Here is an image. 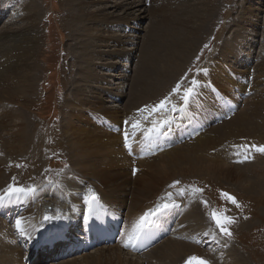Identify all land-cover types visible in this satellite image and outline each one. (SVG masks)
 Returning a JSON list of instances; mask_svg holds the SVG:
<instances>
[{
  "label": "bare ground",
  "instance_id": "obj_1",
  "mask_svg": "<svg viewBox=\"0 0 264 264\" xmlns=\"http://www.w3.org/2000/svg\"><path fill=\"white\" fill-rule=\"evenodd\" d=\"M171 1L178 2L179 0H156L155 8L153 7L149 10L150 15H148L151 16V23L147 26L148 35L142 36L145 40L141 44L139 60L136 64H132L135 72L131 78H126L125 73L119 77L124 82L128 80L130 83L128 84L130 86L128 93L125 95L128 100L125 101L124 105L119 104L121 100L118 102V97L121 99L123 97L119 94L120 88L118 86L121 80L116 79V74H109L110 69L115 70L117 63L104 62L100 58L103 55H107L122 60L127 56L128 61L130 59L133 61L135 58L133 50L137 49L132 48V51L129 52L125 49L121 51H95L96 57H94L93 52L89 48L95 41L103 43L104 48L110 47L105 42L106 38L95 34L99 32L100 25L103 29L109 28L113 24L121 25L120 29L122 32L125 31V28L130 30L128 25H132V29L137 32L139 29L135 25H139L137 22L146 18V13H148L146 5L151 4V0H121L116 3L112 2L108 6L106 4L107 1L106 5H101L99 0H72L68 2V4L75 5L78 12H80L75 18L73 31L76 34L73 32L72 38L79 37L81 40L77 44L75 43V48L78 52V55L75 56H77L76 61L79 60V68L78 70L76 69L77 76L73 83L72 97L67 101L71 109L70 118H73L76 123H70L68 132L66 131L65 133H68L67 143L69 150L73 153L72 167H85L88 171L84 173L82 169L81 171L77 169L81 174L74 170L65 171L66 174L63 179L68 183H64L65 185L63 186L59 181H51V183L38 186L36 189V191L40 192L38 198L32 199V197H29L28 205L30 207L20 216L25 232L36 229L45 220V216H63L67 213L69 207L76 209L80 203V197L89 194V188L93 189L111 212H119L122 208L126 210L123 228L129 229L141 215L161 203L162 198L167 199V193L172 194L174 201L182 199L178 196V193H172L167 188L153 190L152 186L147 188L142 186L153 175L158 174V169L170 177L181 176L188 178V175L196 173L213 176L215 180H221L230 185L233 184L245 193L251 194L258 191V194L264 197V180L250 179L241 171V167L245 165L250 164V166H253L254 163L264 165V153L256 152L250 147L251 145H264V107L260 99L261 91L256 93L255 97L249 98L247 101L245 99L246 103L243 104L246 108L253 101L258 100L257 103L260 102V105H257V103L253 105V102L252 106H249L250 109L248 108L246 111L243 109L245 112L243 111L242 113H239L240 109H237L231 116L219 97V94H222L231 105H235L238 98L233 95L232 90H235L237 94H243L244 91L241 89L244 87L242 85L246 86L245 81H248V91L257 92L258 84L262 83L256 73L260 67H256L254 71L252 70L253 73L250 72L249 60L251 59V50L254 51L253 33L247 34L246 28L241 27V22H237V30L233 37L222 42L219 50H214L213 48V52L216 54L212 57V61L206 64L207 66L202 65L197 69L196 75L194 74L195 77L191 78L190 81L195 79L198 83L195 86L194 96L185 105L182 100L183 90L173 93L171 89L186 74L188 71L186 69L191 66V64L190 66L188 64L191 60L193 62L197 48L207 32L210 22L213 21L217 8L211 3L213 0L179 3L178 9L169 5ZM11 3L14 2L12 1ZM90 4H93L91 6L98 4L103 7L95 12H85L84 9ZM172 5L174 6V2ZM9 8V1L2 5L0 4V16ZM21 8L26 10V14L27 12L29 13V16L22 19L25 24L14 29H6V27L4 28L5 30L0 32V80L15 81L23 88L24 92H27L32 88L30 84L35 81L33 72L36 66L32 59L34 56L37 57L35 33L37 17L39 16L37 11L39 9L35 6L34 1L24 3ZM107 9L113 12L111 14L106 13ZM118 9L121 15H113L115 10ZM85 20L88 21L86 26ZM82 30L86 32L85 36L81 33L79 35ZM133 30L131 31L133 32ZM117 35L110 37L116 47H120L124 43L127 44L125 37H118ZM238 39L243 40L244 48L242 47L244 46L243 43L238 46L240 44H237ZM130 41L128 44L134 47V43ZM249 49L250 53L248 54ZM73 52L76 54L75 50ZM96 61L97 63L100 61L99 66ZM263 62L262 60L260 63H262L261 67L264 69ZM97 66L104 68L102 70L105 72L98 73L95 70ZM235 67L241 71L239 70V73H235L233 69ZM126 71L127 69L124 70V72ZM85 87H90L91 89L88 92L91 93L90 99H85L84 97V99H79V97L84 96ZM165 94L168 95L165 96ZM104 97L108 99H104ZM165 97H169L165 107L167 109L166 112L160 110L150 114L149 112L140 111L145 106L149 109L152 108ZM109 99L114 102L108 104V102H111ZM172 105H176V111L172 110ZM182 106L185 107L189 118L197 114V116H200L199 121L211 123L207 130L198 133L193 140L175 145L169 151L163 152L155 156V158L138 160L137 170H134L135 174L132 171L131 159L126 157L120 148V136L106 132L100 125L102 118H104L103 123L105 124H117L124 119L127 122V129L124 132L133 134L135 129L151 127L156 121L163 119L176 121ZM221 117L224 119L229 118L218 121ZM15 120L19 121L18 127L16 132L8 133L10 139L3 143L4 148L8 149L7 153L9 152V155L11 153L20 154L21 157H25V154H30L29 156H31L30 152L33 150L32 156L25 161L30 162L29 165L34 167L35 170L40 169L39 158L41 154L37 148L39 147V141L35 140L34 134H32L35 131L41 132L39 125L36 123L33 125L29 124L25 122L26 119L22 113H14L3 107L0 109V132H8V122L14 123ZM137 121L140 122L139 127L134 128L133 124ZM220 121L222 122L219 123ZM28 128L30 132L27 130ZM33 143L35 144L33 145ZM245 146L248 147L246 148ZM1 147L3 151L0 156L5 152L3 146ZM237 152L240 155H236L235 153ZM244 155H248L249 159L247 161L244 160L242 163L237 162L238 160H243ZM225 161H230L231 166L227 167V162ZM4 162L1 163L0 161V196L5 195L4 190L11 184V181L5 183L6 172L8 171L7 163L9 164V161ZM24 165L29 167L28 164ZM181 170H186L187 173H179V171L182 172ZM21 171H19L20 174H22ZM139 173H143L147 177L141 183L136 180L140 176ZM75 176L87 178L86 181L89 184L86 185L84 179ZM129 176L135 179L129 181ZM89 179H92L94 183ZM8 180L10 179L8 178ZM160 180L152 179L150 182L157 184ZM100 182L104 184L109 182L112 188L111 192L114 193V190L119 192L116 195L117 197L115 196L113 200H110L109 195L101 189ZM127 185H132L136 190L134 196L130 199L124 195ZM188 191H185L187 193L185 196L191 200L194 194L191 195V192ZM261 199L263 200L262 197ZM127 205L128 207H126ZM1 218L3 216H0V264H23L22 261L26 253L12 244V240L9 238L10 227L5 225ZM183 219L185 223L188 219H192L201 233L204 232L202 230L207 229L205 228L204 219L199 216L195 207H189ZM4 228H7V232L3 231ZM182 231L185 232L181 228L178 232L179 235H175L177 237H174V240L165 238L138 256H133L121 250V246L117 245L95 249L98 252V256L91 257L85 264H178L184 255L199 251L195 240L187 243L182 239V236H184ZM105 252L107 254H104ZM48 257L45 256V258ZM38 258L41 260V256ZM232 264L245 263L241 262V260H233Z\"/></svg>",
  "mask_w": 264,
  "mask_h": 264
},
{
  "label": "rangeland",
  "instance_id": "obj_2",
  "mask_svg": "<svg viewBox=\"0 0 264 264\" xmlns=\"http://www.w3.org/2000/svg\"><path fill=\"white\" fill-rule=\"evenodd\" d=\"M8 1L10 2V8L8 9L9 12H7L4 17L0 18V32L2 30H5L4 28L6 27V29H14L16 27L19 28L25 24L22 19L29 16V13L27 12L26 14V10H23L21 8V5H23L24 3L34 1L35 6L37 7V9H39V11H37L39 16L37 17V26L35 33L37 39V57L34 56L32 59L36 66V69L33 72L35 81L30 84V87H32L31 90L24 92L23 88L18 83H15V81L0 80V106H2L1 108L4 107L6 110L14 113H22L25 116V122H28L29 124L31 123L33 125L36 123L37 125H39L41 132L39 133L35 131V133L32 132V134H34L33 137L35 138V140L37 139L39 141V147L37 148L41 154V157L39 158V164L41 165V167L40 169L35 170L34 167L29 165L30 162L25 161L27 158L32 156L33 150H31L30 152L31 156H29L30 154H25V157H21L20 154L11 153L9 155V152L7 153L8 149L4 148L3 143L7 142L10 139L8 133L16 132L19 121L15 120L14 123L8 122V132H0V153L3 151L1 146H3L5 151L1 154L0 161L1 163H5L4 161L7 160L9 161V164L7 163L8 171L6 172L5 183L11 181V184H13V177H15V181H17L15 183V186L17 187H36L42 182H54L56 180L59 181L63 186L65 185L64 183H68L65 181V179H63V176L66 174L65 171L74 170L79 173L81 169L82 172L84 171V173H87L88 171V169L85 167H72L73 164H71V160L73 159V153L69 150V145L67 143L68 133H65L68 130V125L70 123H76L73 118H70L71 109L67 101L72 97L74 89L73 83L77 76L76 71L79 68V60L76 61L77 56H75L78 55V52L75 48V43L77 44L81 40V38H76L74 36L75 39H73L72 34L74 32L73 29L75 18L80 14V12H78V9L75 7V5L68 4V2L72 0H0V4L2 5ZM12 1L14 2V4L11 3ZM99 1H101V5L107 4L108 6L111 5L112 2L116 3L120 2L121 0ZM198 1L199 0H179L178 2L171 1L169 5L172 8L174 7L178 9V5L180 6L179 3H195ZM155 2L156 0H151V4L149 3L148 5H146V10H148V13H146L147 15L145 14V19L137 22V24H139L136 26V28L139 29L137 30V32L132 29V25H128V27L130 28V30H133V32H122V30H120L121 25L113 24L110 25L109 28L103 29V27L99 24V32H96L95 34L102 36V38H106L105 42H107L108 46L110 47L104 48L103 43H101L100 41H95L89 48L90 51L93 52V54L95 51L102 52L105 50L106 52V50L121 51L122 49H125L129 52L132 51V48L137 49L133 50L135 58L133 59V61L130 59V61H132L130 65L127 56L125 57V59H122L123 61L115 58L114 56L110 57L107 55H103L102 58H100L101 60L103 59L104 62L106 61L115 64L117 63V67H115V70L110 69L109 71L110 75L116 74L117 80L120 79L119 77L124 73L126 78H131L132 74H134L135 72L134 66L132 64H136V62L139 60V56L141 55V44L145 40L142 38V36L145 37L146 35H148L147 26H149L148 24L151 23L149 10H151V8L153 7L155 8ZM173 2L174 6L172 5ZM211 3L214 4L215 8H217L216 13L214 14V19L212 22H210L206 34L201 39V43L199 44L197 52L194 55L193 62L191 60L188 64V66H190L191 64V66L186 69L188 71H185L186 74L183 73V77H181V79H179V81L174 84L171 90H173L178 83L181 86V90L190 86V80L191 78L195 77L197 69H199L202 65L207 66L206 64H209L212 61V57L216 54L215 52H213V48L214 50H219L222 42L232 38L233 34H235L237 30V22H241V27L246 28L247 34L250 35L251 33H253L252 40L254 42H252L254 51L251 50L250 72L253 73L252 70L254 71L256 67H260L256 73L258 74V78L260 79V81H262V83L258 84L257 86V92H249L250 96L246 98V101L249 98L251 99L255 97L256 93L261 91L260 99L262 102V106L264 107V69L263 67H261L262 63H260L262 60L264 61V0H213L211 1ZM91 5L93 4L87 6L84 11L95 12L103 7L98 4L96 6ZM105 12L111 14L113 11L107 9ZM119 12V9L115 10L113 15H121V12ZM207 14L209 13L207 12ZM84 23L86 26L88 21L85 20ZM100 30L102 31L100 32ZM74 33L76 34V32ZM80 33L83 36L86 35V32L84 30L80 31L79 35H81ZM112 35L125 37V40H127V44L124 43L120 47H116V45L110 40V37ZM238 40L237 44L240 43L238 44V46L243 43L244 46L242 47L244 48L245 44L243 40ZM129 41L134 43L135 46L133 45L134 47H131V44H128ZM205 45H207L208 47H205ZM74 50L76 51V54L73 52ZM249 53L250 49L248 51V54ZM244 55L246 54L244 53ZM94 57H96V53L94 54ZM125 61H128V63H125ZM97 64L99 66L100 61ZM122 65L124 66L122 67ZM98 66L95 67V70H97L98 73H104L105 71L102 70L104 68H99ZM123 69H127V71L124 72ZM233 69L235 70V73H239L241 71L237 67ZM120 80L121 81H119L118 84L120 88L119 94H121L123 97L122 99L120 97L118 98L121 99V103L119 104L124 105L125 101L128 100L125 95H127L128 93L130 87L128 84L130 83L128 80L127 82H124L122 79ZM85 90L86 92L84 93V96L79 97V99H90L89 96L91 93H88L89 91H91L90 87H85ZM166 95L168 94H165V96ZM104 99L108 98L104 97ZM109 100L111 102H108V104L114 102L112 99ZM246 101L243 100V102H241V104L237 108L240 109L239 113H242L244 110L246 111V109L248 108L250 109L254 102H250V107L246 106L245 108L243 104H245ZM257 102L258 100H256L253 105H255ZM259 103H257V105H260ZM207 128L204 130H207ZM27 130L29 131V128ZM3 140L4 142H2ZM34 144L35 143H33V145ZM149 158L151 157H147L145 159ZM138 160L142 159H137L135 161L136 164H133L132 166L133 171L137 170V163L139 162ZM253 160L255 161V159ZM225 162H227V167L231 166L230 161ZM24 164H28L29 167ZM16 165H20V167H17ZM77 169H79L80 171ZM19 171H21L22 174H20ZM181 171L182 172L179 171V173H187L186 170ZM241 171H243V173H245L250 179L257 178L259 180H264L263 164L254 163L253 166H250V164L245 165L241 167ZM157 173L158 174L153 175L151 179L147 181V183H143L142 186H144V188L152 186L153 190L167 188L172 193H178V196L182 198L178 200L182 202L184 207L183 214L178 220L179 223L177 221V223L175 224L176 226L173 227V232H171V235L168 238L174 240L177 237H175V235H179L178 232L182 228L183 230H185V232L182 231L184 233L182 239L185 242L190 243L194 240L196 242L202 241L201 244L199 242H197L196 244L199 248V251L190 252L187 255H184L178 264H186V262L189 261V258L193 256L199 259L206 260L209 262V264H232L233 260H241V262L245 264H264V197L261 194H258V191L248 194L238 189V187L233 184L230 185L221 180H215L213 176L204 174L196 173L188 175V178L181 176H176V178L168 176V174L164 173L160 169L157 170ZM139 175L140 176L136 178L138 183H141L147 179L145 174L139 173ZM75 177H80L85 180L86 185L89 184V182L86 181L87 178L82 176ZM8 178L10 180H8ZM128 179L129 181H132L135 178L129 176ZM152 179L162 180H160L157 184H153L150 182ZM89 180L94 183L92 179ZM175 181H179V183L174 187H170V185H173ZM99 185L101 189L109 195L110 200H113V198L119 194V192L115 190L114 193L111 192L112 188L111 185H109V182L105 184L103 182H100ZM192 187L203 189V191L199 193H193L191 191ZM180 189H184L185 191L189 190L191 192V195L194 194V197L191 200L187 199L185 196L187 193L184 191L185 193L181 195L179 191ZM135 191L136 190L132 187V185H127L125 187L124 195L125 197L130 199L134 196ZM222 192H226L235 197L241 207L237 208L235 205L222 198ZM261 197L263 198V200L261 199ZM202 201L207 202V207ZM126 207H128V205ZM189 207H195L199 216L204 219V223L206 224L205 228H207L202 230L204 232L201 233L198 226L194 224L192 219H188L185 223L183 216L186 214V210ZM212 209H227L226 214L234 218L235 223L227 226L232 232L231 237L223 235L220 232L219 228L216 227L215 222L211 220L209 212ZM122 210L124 211V215L126 210L124 208H122ZM3 231L7 232V228H4ZM205 232H210V234L205 235ZM213 236L215 238H213ZM232 248L235 250H233ZM104 254H107V252H105ZM96 256H98V252L94 250L93 252L87 253L86 255H83L81 257L71 258L67 261L64 260L65 262H62V260L57 262H50L49 260H45L44 264H85L89 259H91V257ZM190 264H198V261H191Z\"/></svg>",
  "mask_w": 264,
  "mask_h": 264
},
{
  "label": "snow or ice",
  "instance_id": "obj_3",
  "mask_svg": "<svg viewBox=\"0 0 264 264\" xmlns=\"http://www.w3.org/2000/svg\"><path fill=\"white\" fill-rule=\"evenodd\" d=\"M205 47H208V46L205 45ZM197 83L198 82L195 79H193L191 81L190 86H188L187 88L183 89L182 100H183L185 105H187L188 101L194 96V94H195V86L197 85ZM180 90H181V86L178 83L177 86L172 91H173V93H176V92H179ZM168 101H169V97H165L163 100H161L158 104H156L152 108L149 109L147 106H145V108L141 109L140 111L149 112L150 114L154 113V112H158L160 110L165 109L166 104L168 103ZM172 110L173 111L177 110L176 105H172ZM170 123H171V121L169 119H163V120H160V121H156V122L153 123L152 128L149 129V133H151V132L159 133V132H161L163 130L165 125H168ZM139 124H140V122L137 121L136 123L133 124V127L134 128L135 127H139ZM127 139H128V134H127V132H125V146L130 147L127 144ZM245 147L247 148L248 146H245ZM250 147L252 149H254L256 152L264 153V145H261V146L251 145ZM235 154L236 155H240L239 152H237ZM247 159H249V156L248 155H244L243 160H238L237 162L242 163V162H244V160H247ZM16 166L20 167V165H16ZM133 174H135V171H134ZM178 183H179V181H175L173 183V185H170V187H174ZM4 191H5V195L4 196H0V203H2L5 200L6 197H11L13 194L23 193L25 195H30V194L34 193L36 191V189L32 188V187L24 188V187L15 186V177H13V184L8 185V187ZM179 191H180V194L183 195L185 190L184 189H180ZM191 191L193 193H199V192H202L203 189L192 187ZM88 193H89V195L86 197V201L87 202L91 203L92 201H97L98 200V196L93 191V189L89 188L88 189ZM166 197H167V199L162 198V202L161 203L157 204L154 208L149 209L148 211H146L134 223V225H133V235L130 236L128 238V242L124 244L125 248H127L129 246H131L133 248L136 247V245L133 244L132 241L133 240H139L140 234L143 232L145 225L155 223V220L153 219L154 217L166 215L167 212L171 211L173 208L179 207V205H177L175 203V201L172 199V194L171 193H167ZM221 197L226 199L227 201H229L233 205H235L237 208L241 207V205L237 202L235 197L231 196L230 194H228L226 192H222L221 193ZM202 202L207 207V202L206 201H202ZM226 213H227V209H224V210L212 209L209 212V216H210L211 220L215 222L216 227L219 228L220 232L223 235L231 237L232 236V232L230 231V229L227 226L230 225V224L235 223V220H234L233 217L227 215ZM44 219L45 220H50V219H53V217L45 216ZM16 228L20 232L21 235H25V230L22 227V220L21 219H17ZM209 234L210 233H208V232L205 233V235H209ZM213 238H215V237L213 236ZM191 261H198V264H209L208 261L203 260V259H199V258H197L195 256L190 257L189 261L186 262V264H190Z\"/></svg>",
  "mask_w": 264,
  "mask_h": 264
}]
</instances>
